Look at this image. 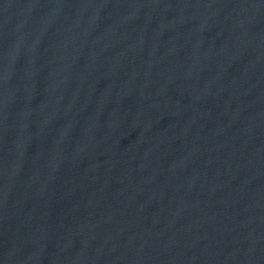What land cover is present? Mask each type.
<instances>
[{
    "label": "water",
    "instance_id": "95a60500",
    "mask_svg": "<svg viewBox=\"0 0 264 264\" xmlns=\"http://www.w3.org/2000/svg\"><path fill=\"white\" fill-rule=\"evenodd\" d=\"M0 264H264V0H0Z\"/></svg>",
    "mask_w": 264,
    "mask_h": 264
}]
</instances>
